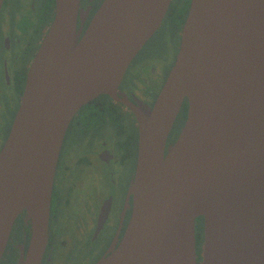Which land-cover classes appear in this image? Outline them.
Returning <instances> with one entry per match:
<instances>
[{"label": "water", "instance_id": "water-1", "mask_svg": "<svg viewBox=\"0 0 264 264\" xmlns=\"http://www.w3.org/2000/svg\"><path fill=\"white\" fill-rule=\"evenodd\" d=\"M169 1L101 0L79 35L78 0H53L0 148V257L23 210L19 264H39L65 128L82 104L114 94ZM183 99L184 124L163 154ZM138 121L130 218L93 264H264V0H189L173 65Z\"/></svg>", "mask_w": 264, "mask_h": 264}, {"label": "flooded vegetation", "instance_id": "flooded-vegetation-1", "mask_svg": "<svg viewBox=\"0 0 264 264\" xmlns=\"http://www.w3.org/2000/svg\"><path fill=\"white\" fill-rule=\"evenodd\" d=\"M171 1L158 27L127 64L114 94L95 96L71 116L54 165L46 242L39 264H93L120 242L132 210L128 188L137 163L138 115L152 109L173 65L189 4V0ZM100 2L78 0L79 35ZM174 3H178L175 8ZM52 8L53 0H1L0 98L7 91L8 103L5 109L0 108V148L17 109L28 66L52 20ZM164 20L168 27L177 26L176 42L171 54L160 58L149 41ZM186 107L183 99L165 135L163 154L184 124ZM29 235V221L22 210L12 221L0 264H19ZM194 237L198 254L200 217L195 218Z\"/></svg>", "mask_w": 264, "mask_h": 264}, {"label": "rangeland", "instance_id": "rangeland-1", "mask_svg": "<svg viewBox=\"0 0 264 264\" xmlns=\"http://www.w3.org/2000/svg\"><path fill=\"white\" fill-rule=\"evenodd\" d=\"M174 0L171 1V3L173 4ZM175 4V3H174ZM178 6V3H176L174 5V8ZM167 20L163 21V26L158 29V31L153 35V37L150 39L149 41V45L150 48L155 49L153 51L156 52V54L158 56H160V58L162 56H166V55H170L171 51L174 48V43L176 42V28L177 26L174 25H170L168 27V25L166 24ZM172 28H174L172 30ZM159 53V54H158ZM156 60H158V57L156 58ZM8 92L6 91V95L2 98H0V108L5 109V106L8 103ZM201 243V241H200ZM200 243H199V248L200 249ZM12 263V262H11ZM10 262H8L7 264H11Z\"/></svg>", "mask_w": 264, "mask_h": 264}, {"label": "trees", "instance_id": "trees-1", "mask_svg": "<svg viewBox=\"0 0 264 264\" xmlns=\"http://www.w3.org/2000/svg\"><path fill=\"white\" fill-rule=\"evenodd\" d=\"M199 229V227H196V230H198ZM198 235L200 236V234L198 233Z\"/></svg>", "mask_w": 264, "mask_h": 264}]
</instances>
